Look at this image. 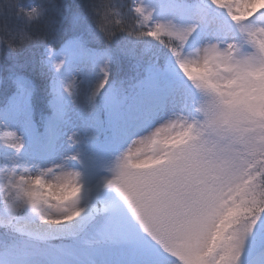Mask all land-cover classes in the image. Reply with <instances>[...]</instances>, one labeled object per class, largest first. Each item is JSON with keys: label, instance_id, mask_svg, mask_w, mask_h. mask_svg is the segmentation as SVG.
<instances>
[{"label": "snow or ice", "instance_id": "1", "mask_svg": "<svg viewBox=\"0 0 264 264\" xmlns=\"http://www.w3.org/2000/svg\"><path fill=\"white\" fill-rule=\"evenodd\" d=\"M0 264H264V0H0Z\"/></svg>", "mask_w": 264, "mask_h": 264}, {"label": "trees", "instance_id": "2", "mask_svg": "<svg viewBox=\"0 0 264 264\" xmlns=\"http://www.w3.org/2000/svg\"><path fill=\"white\" fill-rule=\"evenodd\" d=\"M37 2H39V0H37Z\"/></svg>", "mask_w": 264, "mask_h": 264}]
</instances>
